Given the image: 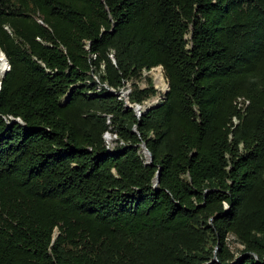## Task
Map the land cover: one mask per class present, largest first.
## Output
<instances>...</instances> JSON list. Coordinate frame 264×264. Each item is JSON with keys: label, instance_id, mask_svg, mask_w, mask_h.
Segmentation results:
<instances>
[{"label": "trees", "instance_id": "1", "mask_svg": "<svg viewBox=\"0 0 264 264\" xmlns=\"http://www.w3.org/2000/svg\"><path fill=\"white\" fill-rule=\"evenodd\" d=\"M0 50V264H264V0H0Z\"/></svg>", "mask_w": 264, "mask_h": 264}, {"label": "rangeland", "instance_id": "2", "mask_svg": "<svg viewBox=\"0 0 264 264\" xmlns=\"http://www.w3.org/2000/svg\"><path fill=\"white\" fill-rule=\"evenodd\" d=\"M159 71L161 72L162 80L165 83V78L163 77L161 68L158 66L151 67L148 70L142 69L139 78L133 79V82H136V84L139 87H143V86H146L149 84L147 78H150V84L155 88L154 94L143 99L141 101V104L146 105L148 103V101L151 98H153L154 96H157L156 101H158L159 99L162 98L163 93H164L163 88L160 85H158V86L155 85V81H154V75H155V73H157ZM90 74H91V78H93V80L96 83L95 86L97 89H100V87H104L105 89H108V90L111 89V88L107 87L104 83H101L98 80L97 74H95V73H90ZM131 81L132 80L125 81L124 84L118 89L119 91H122V92L127 90V92L125 94L119 95V97H121L124 100V102H125V95L127 96L128 92L130 91V89L133 86V82L131 83ZM113 138H114V136L112 135L111 132L105 131L103 133V139H104L106 145H108L110 147H113V145L115 144ZM141 153H142V151H141ZM142 157L143 158L145 157L143 153H142ZM146 158H147V155H146ZM226 241H227V245H228V248L230 249V251L233 252V254L236 257H238L241 254V252L239 250L242 248V244L239 243L232 235H228Z\"/></svg>", "mask_w": 264, "mask_h": 264}, {"label": "water", "instance_id": "3", "mask_svg": "<svg viewBox=\"0 0 264 264\" xmlns=\"http://www.w3.org/2000/svg\"><path fill=\"white\" fill-rule=\"evenodd\" d=\"M0 51H1V50H0ZM1 52H2V51H1ZM2 54H3V53H2ZM3 56H4V54H3ZM4 58H5V56H4ZM5 61H6V68L3 70L1 76L3 75V73L5 72V70H6V69L8 68V66H9V64H8V62H7V60H6V58H5ZM156 66L160 67V65H156ZM160 68H161V67H160ZM167 88H168V83L165 81V88L163 89V92H165ZM109 91L112 92V93H117V91H113V90H111V89H109ZM126 92H127V90L123 91L122 94H125ZM155 102H156V101H155ZM155 102L147 103L146 105H143V104L138 103V102L129 103V102L127 101V96L125 95V105H127V106H131V107L133 108V110H134L135 115H137V116L140 115V113H141L145 108H147V107L153 105ZM14 120L18 121V118H12V119H11V121H14ZM139 146H140V148H141L142 153H143V154H144V153L147 154V158H145L144 162H145V163H150V162H151V155L149 154V151L147 150V148H146V146H145V142H144V141H141V142L139 143ZM158 173H159V167L155 170V174H154V178H153V186H155V185L157 184V182H158ZM254 256H255V255H254ZM214 258H215V257L212 256V259H214Z\"/></svg>", "mask_w": 264, "mask_h": 264}, {"label": "bare ground", "instance_id": "4", "mask_svg": "<svg viewBox=\"0 0 264 264\" xmlns=\"http://www.w3.org/2000/svg\"><path fill=\"white\" fill-rule=\"evenodd\" d=\"M5 68H6V61H5V58H4L3 54H2V52L0 51V76H1V74H2V72H3V70ZM154 81H155V85H157V86L160 85L163 89L165 88V83L162 80V75H161L160 71L155 73ZM156 99H157V96H154L153 98H151L148 101V103H152V102L156 101ZM146 155L147 154L144 153L145 158H146Z\"/></svg>", "mask_w": 264, "mask_h": 264}, {"label": "built area", "instance_id": "5", "mask_svg": "<svg viewBox=\"0 0 264 264\" xmlns=\"http://www.w3.org/2000/svg\"><path fill=\"white\" fill-rule=\"evenodd\" d=\"M111 90H112V89H111ZM117 93H118V95H122V91L117 90ZM247 102H248V100H247L245 97H243V96H237V97L234 99V104H235V106L237 107V109H238L240 112H243V111H244V108H245ZM237 119H238V117H237L236 115H233V116L231 117V121H232L233 123H235V122L237 121ZM107 121H108V120H107ZM112 135L115 136L114 133H112ZM119 143H122V141H119ZM106 148H107V149H111L112 147L106 145Z\"/></svg>", "mask_w": 264, "mask_h": 264}]
</instances>
